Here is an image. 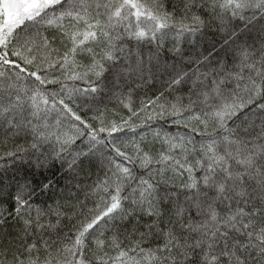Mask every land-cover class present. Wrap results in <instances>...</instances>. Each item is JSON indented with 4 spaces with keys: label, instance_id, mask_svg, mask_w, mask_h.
I'll return each mask as SVG.
<instances>
[{
    "label": "snow or ice",
    "instance_id": "snow-or-ice-1",
    "mask_svg": "<svg viewBox=\"0 0 264 264\" xmlns=\"http://www.w3.org/2000/svg\"><path fill=\"white\" fill-rule=\"evenodd\" d=\"M0 264H264V0H0Z\"/></svg>",
    "mask_w": 264,
    "mask_h": 264
}]
</instances>
